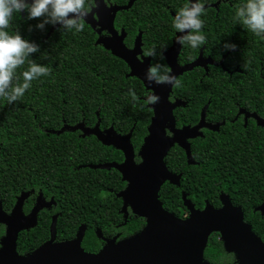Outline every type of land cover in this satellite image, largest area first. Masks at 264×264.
I'll list each match as a JSON object with an SVG mask.
<instances>
[{
    "label": "trees",
    "instance_id": "1",
    "mask_svg": "<svg viewBox=\"0 0 264 264\" xmlns=\"http://www.w3.org/2000/svg\"><path fill=\"white\" fill-rule=\"evenodd\" d=\"M108 1L125 5L129 0ZM187 2L135 0L128 10L116 13L115 28L126 30V45L131 46L136 34L142 31L144 53L153 46L160 51L170 46L176 32L173 18ZM201 2L207 5L200 17L206 43L197 48L182 45L179 61H191L201 48L215 60L223 55L225 58L223 67L210 66L207 73L194 68L177 77L180 86L173 87L172 96L186 101L185 107L174 110L178 124L196 122L208 100L209 120H228L238 107L264 117V39L234 19V5L243 0ZM86 3L92 6L93 1ZM42 19L29 20L26 12H20L10 21V32H19L24 40L39 46L30 59L49 66L51 72L33 80L13 104L0 97V196L5 210L22 190L34 189L47 198L53 196L57 202L54 211L60 212L57 239L73 238L78 226L84 223L82 247L96 251L100 247L96 227L105 236L119 232L120 238H124L141 230L145 220L131 215L122 224L120 199L108 192L124 186L116 169L78 168L87 163L119 162L122 152L101 144L94 135L81 137L78 130L56 131L81 121L93 126L99 118L101 128L113 126L121 134L133 129L131 142L137 151L147 135L152 115L144 103L148 92L139 79L127 76L129 69L122 59L96 44L97 34L88 24L84 22L81 32L66 31L60 26L50 30L54 26L51 24L41 30L36 25ZM225 43L235 44L236 49L225 50ZM156 63L161 65V71L168 69L164 59L152 57V64ZM26 69L27 64L18 68L17 75ZM129 88L134 90L137 101L128 95ZM262 135L263 130L253 123L238 131L228 125L219 132L205 131L203 137L191 141L195 165L187 164L181 148H172L165 157L166 166L182 177L179 186L168 182L162 185L159 196L163 207L182 217L186 208L181 191L197 208H202L205 200L220 206L219 194L224 192L234 205L241 207L245 220L264 240V215L253 211L264 200ZM135 158L139 160L138 156ZM49 222V216L40 215L36 227L19 233L18 251L33 249L46 240ZM204 258L215 264L233 263V257L224 251L215 233L208 239Z\"/></svg>",
    "mask_w": 264,
    "mask_h": 264
},
{
    "label": "water",
    "instance_id": "2",
    "mask_svg": "<svg viewBox=\"0 0 264 264\" xmlns=\"http://www.w3.org/2000/svg\"><path fill=\"white\" fill-rule=\"evenodd\" d=\"M134 1L129 0L125 5H107L104 0H94V6L84 22L98 33L96 44L102 45L112 55L128 64V76L138 78L145 89L150 90L149 94L155 93L160 97L159 103L148 105L152 109V116L147 126V135L137 152L140 162L135 161L136 154L131 142L133 129L121 134L110 126L102 133L98 120L92 127L85 126L81 121L75 125H64L56 132L79 130L82 136L94 135L103 145L113 146L123 153L124 160L121 163H89L84 166L92 169L115 168L121 174L122 180L126 181L125 188L117 193L123 201L121 212L126 218L129 207L134 215L145 218L144 227L121 239H118V234L112 238L102 237L100 229H96V235L104 244L97 252H88L81 245L86 225L81 224L78 227L74 238L56 242L57 215H53L49 240L25 257L16 251L18 232L35 226L38 211L46 204L38 197L36 205L25 215L22 204L26 193L23 192L9 214L2 210L0 204V222L6 225V234L0 239V264H212L204 259V249L213 232L220 234L225 251L234 253L237 264H264V241L252 230L251 224L245 221L242 209L233 205L226 194H220L219 207L206 201L203 209H195L191 200L183 194V204L190 211L186 218H181L163 207L159 196L161 186L165 182L178 185L180 178V174L167 168L165 157L169 149L177 143L185 150L187 162L196 163L187 138L201 135L198 129L205 125L203 117L207 106L202 109L197 125L175 127L173 110L184 106L185 102L180 99L170 102L169 95L173 86L157 85L145 79L150 58L143 57L142 61L137 58V54L141 52V32L136 36L133 48L129 49L123 42L124 30L118 34L114 27L116 13L128 10ZM206 6L204 5L205 8ZM58 26L60 25H54L50 30ZM102 31H106L107 35H102ZM179 35L181 33L176 32L172 45L163 52L171 73L176 77L195 66H205L206 63L222 64L225 55L216 63L199 54L194 61L180 65L177 57L182 45L175 42ZM251 115L264 127V119L254 113ZM166 129L171 135L167 134ZM256 209L264 213V203Z\"/></svg>",
    "mask_w": 264,
    "mask_h": 264
},
{
    "label": "clouds",
    "instance_id": "3",
    "mask_svg": "<svg viewBox=\"0 0 264 264\" xmlns=\"http://www.w3.org/2000/svg\"><path fill=\"white\" fill-rule=\"evenodd\" d=\"M90 4L86 0H0V97L6 98L9 104L18 101L33 80L47 76L51 68L38 64L30 59L31 54L39 51L35 43L24 40L19 32H10V21L14 14L27 13V19L43 18L36 28L43 30L45 25H57L66 31L81 32L84 29L85 17L89 14ZM235 17L245 29L264 39V0H243L234 5ZM205 11L201 0H188L175 14L173 27L181 35L176 36L175 42L179 45L188 44L197 48L206 43L202 33L203 20L200 18ZM225 50H235L236 45L225 43ZM167 47L157 51L153 46L144 53L148 57H159L163 60V52ZM27 64V69L18 76L16 70ZM22 77V82H21ZM149 83L157 85H171L179 87L180 81L171 73L170 69L161 71L159 63L150 64L145 73ZM128 95L137 101L133 89L129 88ZM160 97L155 93L147 95L145 104L155 105Z\"/></svg>",
    "mask_w": 264,
    "mask_h": 264
},
{
    "label": "flooded vegetation",
    "instance_id": "4",
    "mask_svg": "<svg viewBox=\"0 0 264 264\" xmlns=\"http://www.w3.org/2000/svg\"><path fill=\"white\" fill-rule=\"evenodd\" d=\"M93 1V4H92V6H91V8L94 6V0H92ZM105 1V3L107 4V5H109V4H113L112 2H109L108 0H104ZM90 8V9H91ZM116 17V16H115ZM115 21V20H114ZM114 27H115V25H114ZM116 29V31H117V33L118 34H120L121 33V31L122 30H124V32H125V37H124V39H123V42H124V44L126 45V43H125V38H126V36H127V33H126V30L123 28V27H120L119 29H117V28H115ZM94 30V29H93ZM95 31V30H94ZM96 32V31H95ZM139 32H141V52L139 53V54H137V58H138V60L139 61H142L143 60V57H148V56H145L144 55V51H143V48H142V46H143V43H142V31H139ZM138 32V33H139ZM177 32V31H176ZM176 32H175V34H176ZM138 33L136 34V36L138 35ZM96 34H97V38H98V33L96 32ZM101 34L102 35H107V32L106 31H102L101 32ZM136 36L134 37V40H135V38H136ZM175 36V35H174ZM174 38V37H173ZM134 40H133V43H132V45L131 46H128V45H126V47L127 48H129V49H131V48H133V46H134ZM172 41H173V39H172ZM172 41H171V44H170V46L172 45ZM169 46V47H170ZM168 47V48H169ZM167 48V49H168ZM166 49V50H167ZM181 49H182V47H181ZM201 52V53H200ZM180 53H181V50H180ZM180 53H179V55H180ZM199 54H201L202 55V57L204 58V59H206V58H208L209 60H213L214 62H216V63H218L219 61H220V59L219 60H215V59H213L210 55H205L204 53H203V49L201 48L199 51H198V54L196 55V57L195 58H193L191 61H189V62H186V63H190V62H192V61H194L198 56H199ZM179 55H178V57H177V62L180 64V65H183V64H186V63H181L180 61H179ZM222 57V56H221ZM150 58V64H152V57H149ZM126 63V62H125ZM164 63L167 65V63H166V60H165V58H164ZM127 64V63H126ZM127 66H128V64H127ZM210 66H221V67H223V62H222V64L221 65H214V64H210V63H206L205 64V66H195V67H193V69L194 68H201L202 70H204L206 73H207V71H208V68L210 67ZM167 67H168V69H170L169 68V66L167 65ZM128 69H129V71H130V68H129V66H128ZM192 69V70H193ZM129 71H128V73H129ZM191 71V70H190ZM128 73H127V76H128ZM180 76V75H179ZM129 77H134V76H129ZM178 77V76H177ZM138 79V78H137ZM146 91L148 92L147 93V95L150 93V90H147L146 89ZM172 91H173V88H172ZM146 98H147V96L145 97V100H146ZM176 99H180L181 101H183V102H185V105H186V101L184 100V99H181V98H178V97H173L172 96V92L170 93V95H169V100H170V102H174ZM208 103H209V100L207 101V103H205L204 105H202V107H201V109H200V111H199V117H198V120L196 121V122H194V123H191V122H188V123H180V124H178V122H177V119H176V116H175V114H174V110L176 109V108H179V107H185V105L184 106H179V107H176V108H174V110H173V114H174V118H175V127L176 128H182L183 126H186V125H189V126H195V125H197L198 123H199V121H200V115H201V112H202V109L205 107V106H207V108H208ZM147 107H148V104H147ZM148 108H150V107H148ZM207 108L205 109V113H204V117H203V123L205 124L204 126H202V127H200L199 129H198V132H201V135H198V136H194V137H190V138H187V142L189 143V145H190V152H191V141L193 140V139H196L197 137H203L204 136V132L205 131H211V132H219L220 131V128L222 127V126H224V125H228V128L229 129H231V130H236V131H238L239 130V128L240 127H246L247 126V124H250V123H253L256 127H258V128H261L262 130H263V135H262V139L264 140V127H262L261 125H259L258 123H257V119L254 117V116H252L251 114H255V116H257V117H259V118H262V119H264V117L263 116H260L258 113H256V112H254V111H248V110H246V109H242V108H240V107H238V109L235 111V113L233 114V116L231 117V118H229L228 120H226V119H221V120H209V119H207ZM151 109V108H150ZM151 111H152V109H151ZM97 116H98V113H97ZM152 116V115H151ZM98 120H99V128H100V130H101V132L103 133V131H105L107 128H109V127H107V128H101L100 127V119L98 118ZM97 120V121H98ZM213 125H216L215 126V128L213 127V128H211V127H209V126H213ZM86 126V125H85ZM94 126V125H93ZM88 127H92V126H88ZM70 131V130H69ZM79 131V130H78ZM116 131V130H115ZM166 131H167V134L168 135H171V133H170V131L168 130V129H166ZM80 133H79V136H81V137H85V136H82V133H81V131H79ZM86 136H90V135H86ZM96 137V136H95ZM96 139H97V137H96ZM98 140V139H97ZM99 141V140H98ZM100 142V141H99ZM101 143V142H100ZM102 144V143H101ZM106 146V145H105ZM175 146H178L179 148H181L182 149V151L184 152V154H185V157H186V153H185V150L181 147V146H179L177 143H175L170 149H169V151L172 149V148H174ZM113 147V146H112ZM116 149V148H115ZM139 150V149H138ZM138 150L137 151H135V157L137 156V152H138ZM120 151V150H119ZM169 151H168V153H169ZM167 153V154H168ZM123 154V153H122ZM191 155H192V153H191ZM167 156V155H166ZM193 157V156H192ZM139 158V157H138ZM193 159H194V157H193ZM124 160V155H123V159L121 160V161H119V162H117V161H115V160H112V161H103V162H98V163H110V162H116V163H121L122 161ZM135 161L136 162H140V158H139V160H136V158H135ZM195 161V160H194ZM186 162H187V158H186ZM196 163L195 164H197V161H195ZM87 164H89V163H87ZM87 164H82V165H79L78 166V168H80V167H85L84 165H87ZM187 164L188 165H195V164H189L188 162H187ZM86 167H88V166H86ZM92 169V168H91ZM111 169H115V168H110V169H104V170H106V171H110ZM175 173V172H174ZM176 174H180V178H179V184L178 185H175V186H179L180 185V180H181V177H182V174L181 173H176ZM121 175V174H120ZM121 177V176H120ZM121 180H122V178H121ZM123 181V180H122ZM169 183V182H168ZM173 185V184H172ZM125 186H126V181H124V186L121 188V189H119L118 191H114V190H108V192H109V196H112L113 198H118V199H120V207H119V212L122 214V219H123V221H122V224L123 223H125V221L131 216V215H133V216H136V215H134L133 213H132V211L130 210V208L129 207H127V217L126 218H124V213L123 212H121V210H122V204H123V201H122V199L120 198V197H118L117 196V193H119L122 189H124L125 188ZM162 187V186H161ZM161 189V188H160ZM23 192H25L26 194V196L24 197V199H23V204H22V211H23V213L26 215V214H28L31 210H32V208L36 205V203H37V199H38V197H41L42 199H43V201H44V204H46V206H43L39 211H38V214H37V223H36V225L35 226H33V227H30V228H28V229H22V230H20L19 232H18V235H17V240H18V236H19V233H21L22 231H29L30 229H32V228H34V227H36L37 226V224H38V220H39V217H40V215H43V214H46L47 216H49L50 217V222H49V236H48V238L46 239V240H44L43 242H41L38 246H36L35 248H33V249H30V250H26V251H24V252H20V251H18V245H17V240H16V251L18 252V254L19 255H22V256H28L29 254H32V252L37 248V247H39L41 244H43L44 242H46V241H48L49 240V238H50V224H51V220H52V216L53 215H57V218H58V216H59V214H60V212L59 211H54L55 209H56V206H57V202H56V200L54 199V197L53 196H50V197H46L44 194H43V192L42 191H34V189H30V190H22V191H20L19 193H17V194H15L14 195V201H13V203L10 205V207H9V209L8 210H5L4 209V207H3V204H4V201H3V196L1 195L0 196V204H1V208H2V210L4 211V212H6V213H10L11 212V210H12V208H13V206L15 205V203H16V201H17V198L20 196V195H22L23 194ZM226 194V193H224V192H220V194ZM183 194H185L186 195V197L187 198H189L188 196H187V194L184 192V191H181V197H182V195ZM220 194H219V196H220ZM228 197H229V195L228 194H226ZM230 198V197H229ZM190 199V198H189ZM191 200V199H190ZM231 200V199H230ZM206 201L207 202H209L208 200H205L204 201V206H205V203H206ZM219 201H220V199H219ZM191 202H192V200H191ZM232 202V201H231ZM210 203V202H209ZM264 203V200L262 201V202H260V203H258L256 206H254L253 207V211H256V212H259L262 216L264 215V213H261V210H259V209H256V207H258V206H260L261 204H263ZM192 204H193V206H194V208L195 209H203L204 208V206L202 207V208H197V207H195V205H194V203L192 202ZM211 204V203H210ZM233 204V203H232ZM184 205V204H183ZM212 205V204H211ZM234 205V204H233ZM235 206H237V205H235ZM185 208H186V211H185V213L182 215V217L181 218H186V217H188L189 216V214H190V211H189V209L186 207V206H184ZM215 207V206H214ZM219 207V206H218ZM240 207V206H239ZM241 208V207H240ZM28 209V210H27ZM27 210V211H26ZM243 211V210H242ZM45 212H47V213H45ZM243 214H244V212H243ZM140 217V216H139ZM180 217V216H179ZM141 218H143V217H141ZM144 220H145V218H143ZM245 219V218H244ZM246 221V220H245ZM247 222V221H246ZM81 224H84V223H81ZM80 224V225H81ZM56 225H57V219H56ZM79 225V226H80ZM145 225V224H144ZM78 226V227H79ZM144 227V226H143ZM142 227V228H143ZM0 228H2V233H0V239L6 234V225L4 224V223H2V222H0ZM78 229V228H77ZM96 229H100L99 227H96L95 228V235H96ZM100 231H101V229H100ZM213 233H215V234H217V238H218V240H220V234L218 233V232H213ZM76 234V233H75ZM101 234H102V237H106V238H112V237H114L115 235H119L120 233L118 232V233H115L114 235H110V236H105V235H103V233H102V231H101ZM212 234V233H211ZM210 234V235H211ZM97 236V235H96ZM75 237V236H74ZM73 237V238H74ZM210 237V236H209ZM260 237V236H259ZM97 238H98V236H97ZM261 238V237H260ZM70 239H72V238H70ZM99 239V243H100V247L96 250V251H88V252H97L101 247H102V245L104 244V242H103V240L101 239V238H98ZM118 239H121L120 238V235L118 236ZM209 239V238H208ZM65 240H69V239H57V229H56V236H55V241L56 242H60V241H65ZM83 240V239H82ZM221 241V240H220ZM264 241V240H263ZM222 242V241H221ZM81 245H82V242H81ZM222 245H223V243H222ZM0 248H1V243H0ZM206 248V247H205ZM223 249H224V246H223ZM85 250V249H84ZM205 250V249H204ZM85 251H87V250H85ZM224 251H225V249H224ZM226 253H228V254H231V256L233 257V263H231V264H237V262H236V260H235V255H234V253H232V252H227V251H225ZM205 259V258H204ZM206 261H208L207 259H205ZM208 262H210V261H208ZM210 263H212V262H210ZM212 264H215V263H212Z\"/></svg>",
    "mask_w": 264,
    "mask_h": 264
}]
</instances>
